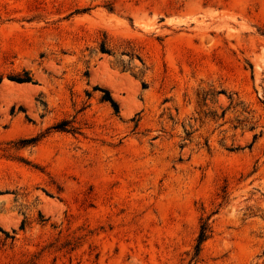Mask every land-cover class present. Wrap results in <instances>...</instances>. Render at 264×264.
I'll return each mask as SVG.
<instances>
[{"label": "rangeland", "instance_id": "obj_1", "mask_svg": "<svg viewBox=\"0 0 264 264\" xmlns=\"http://www.w3.org/2000/svg\"><path fill=\"white\" fill-rule=\"evenodd\" d=\"M0 264H264V0H0Z\"/></svg>", "mask_w": 264, "mask_h": 264}, {"label": "bare ground", "instance_id": "obj_2", "mask_svg": "<svg viewBox=\"0 0 264 264\" xmlns=\"http://www.w3.org/2000/svg\"><path fill=\"white\" fill-rule=\"evenodd\" d=\"M106 68V67H105ZM104 68V69H105ZM107 70H108V68H106ZM105 71V70H104ZM103 75H105L106 76V73L104 74V72H103ZM107 76H108V83H109V85H111L112 87L113 86H115V84L117 85L118 83L116 82L118 79H119V76L116 74V73H113V72H110V70H108L107 71ZM121 79L122 80H124L125 82V84L129 81V79L127 78V77H122L121 76ZM107 80V79H106ZM120 80V79H119ZM119 80H118V82H119ZM121 81V80H120ZM4 86V85H3ZM5 88H7V90L6 91H9L10 90V92L12 91H17V92H15V93H18V91H20L22 88L20 87V86H15V84H13V85H11V84H9V85H7L6 84V86H5ZM114 88V87H113ZM11 92V93H12ZM13 92V93H14ZM23 92V91H22ZM21 93V92H20ZM19 94V93H18Z\"/></svg>", "mask_w": 264, "mask_h": 264}, {"label": "trees", "instance_id": "obj_3", "mask_svg": "<svg viewBox=\"0 0 264 264\" xmlns=\"http://www.w3.org/2000/svg\"><path fill=\"white\" fill-rule=\"evenodd\" d=\"M206 237H207V227L204 225L202 226L197 238V245H196L197 251L199 250L201 243L205 240Z\"/></svg>", "mask_w": 264, "mask_h": 264}]
</instances>
